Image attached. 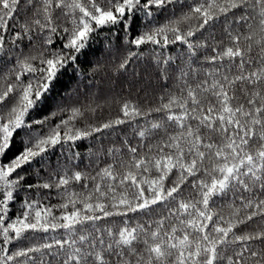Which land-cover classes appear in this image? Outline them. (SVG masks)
Listing matches in <instances>:
<instances>
[{"label": "snow or ice", "instance_id": "snow-or-ice-1", "mask_svg": "<svg viewBox=\"0 0 264 264\" xmlns=\"http://www.w3.org/2000/svg\"><path fill=\"white\" fill-rule=\"evenodd\" d=\"M0 264H264V0H0Z\"/></svg>", "mask_w": 264, "mask_h": 264}]
</instances>
